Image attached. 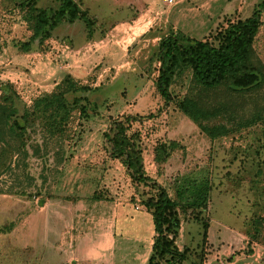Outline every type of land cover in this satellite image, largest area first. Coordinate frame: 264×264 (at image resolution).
<instances>
[{"label":"rangeland","instance_id":"1","mask_svg":"<svg viewBox=\"0 0 264 264\" xmlns=\"http://www.w3.org/2000/svg\"><path fill=\"white\" fill-rule=\"evenodd\" d=\"M173 1L84 0L92 31L81 21L64 22L45 43L46 51L34 42L22 53L18 45L29 37L25 13L11 0H0V82L15 86L20 112L34 111L35 100L65 76L89 88L69 96L85 98L87 116L74 109L52 129L38 119L24 142L10 139L5 153L0 145V264L54 263L16 248L27 220L36 226L45 220L47 238L59 229L68 239L64 250L72 247L75 257L60 264H83L76 257L83 245L69 243L84 238L95 249L88 264H146L154 231L140 203L143 188L136 190L123 163L108 155L103 132L112 119L149 113L132 125L140 132L146 174L173 199L185 178L207 180L211 188L205 208H179L176 245L187 250L183 264H264V226L253 223L264 213V172L257 173L264 166V10L253 45L259 84L239 93L224 86L206 91L203 106L213 114L202 120L208 133L178 108L190 89L189 67H177L167 105L154 86L160 37L210 38L229 21L250 16L264 0Z\"/></svg>","mask_w":264,"mask_h":264},{"label":"trees","instance_id":"2","mask_svg":"<svg viewBox=\"0 0 264 264\" xmlns=\"http://www.w3.org/2000/svg\"><path fill=\"white\" fill-rule=\"evenodd\" d=\"M11 1L13 7L26 16L29 37L18 45L22 53L29 52L34 42L39 47L47 46L45 43L51 38L54 30L64 22L72 24L81 21L88 31L90 29L92 31L94 19L89 16L90 9L82 5L81 2L84 0H55L56 6L48 8L38 6L37 0ZM263 10L264 1L254 5L250 16L229 21L210 38H187L186 41H182L176 34L160 37L154 51L159 64L154 86L164 104L167 105L172 100L169 88L177 67L179 65L189 67L190 89L178 104V108L197 123L201 130L208 133L209 128L202 125V120L211 118L213 114L203 106L202 99L206 91L224 86L233 93H239L258 86L260 73L254 61L253 45L262 24ZM43 51H46L45 47ZM88 89L65 76L60 86L35 100L34 111L28 112L24 108L20 112L17 107L18 96L15 86L9 81L0 82L2 153L8 151L10 139L17 138L24 142L29 126L35 120L45 121L43 123L52 129L61 124L74 109L82 116H87L88 107L82 104L85 98L69 96L78 93L79 90ZM152 116V113L146 116L126 114L112 119L103 136L107 141L108 155L123 163L136 190L139 187L143 188L140 192V203L150 213L154 231L146 264H183L188 255L186 249L180 250L176 245L180 230L179 208L192 210L205 208L211 188L207 180L185 178L177 186L176 199H173L163 185L146 174L142 161L140 132L132 130V125ZM262 172L264 166L258 165L257 173ZM253 223L264 226V213ZM203 225L206 226V223ZM203 237H206V227ZM259 239L264 246V233Z\"/></svg>","mask_w":264,"mask_h":264},{"label":"crops","instance_id":"3","mask_svg":"<svg viewBox=\"0 0 264 264\" xmlns=\"http://www.w3.org/2000/svg\"><path fill=\"white\" fill-rule=\"evenodd\" d=\"M139 4L142 3V0H136ZM146 1V0H143ZM174 2V1H173ZM221 16H218V21L220 20ZM137 21H139V18L136 19ZM131 27V25H128ZM148 30V28L146 30H142L141 33L138 34V36L140 35H144L146 33V31ZM150 31V30H149ZM133 39H135V36L132 37ZM44 209V208H43ZM33 222H29L28 220L24 222V228H23V240L22 243L19 245L17 244L18 249H20L22 252H37L39 255L38 256H42L51 259V261H54L53 264H60L64 260H68L70 261L72 259V256L75 257V253L72 249V247L69 250H64L65 246H67L68 244V239L66 237H61V230H55L54 232V236L53 237H46V221L42 220L39 221L37 223L38 226L33 225ZM37 233L32 236L33 232L32 229L36 228ZM89 240H87L86 238H84L83 240L77 242V243H73V241L71 240L69 245H74L77 244L78 245H83V247H80L77 249V253H76V257L80 259V261L83 264H88L90 263V261H92L93 259H91L92 253L91 251H95L94 247H88L90 244L88 243ZM65 245V246H64ZM96 245V243L94 244ZM9 246V245H8ZM91 246V245H90ZM68 249V248H67ZM73 255H70V254ZM69 258V259H67ZM47 260V259H46ZM44 259V261H46ZM57 261H59V263H57ZM71 264V262H70Z\"/></svg>","mask_w":264,"mask_h":264},{"label":"built area","instance_id":"4","mask_svg":"<svg viewBox=\"0 0 264 264\" xmlns=\"http://www.w3.org/2000/svg\"><path fill=\"white\" fill-rule=\"evenodd\" d=\"M164 2H166L167 4H172L173 0H163Z\"/></svg>","mask_w":264,"mask_h":264}]
</instances>
